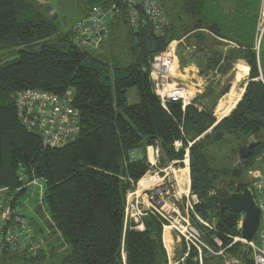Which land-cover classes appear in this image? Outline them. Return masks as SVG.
Masks as SVG:
<instances>
[{"label": "trees", "instance_id": "1", "mask_svg": "<svg viewBox=\"0 0 264 264\" xmlns=\"http://www.w3.org/2000/svg\"><path fill=\"white\" fill-rule=\"evenodd\" d=\"M79 1L85 13L95 6L118 8L115 18L121 17L130 36L129 65L110 67L93 56L97 50L90 52L78 47L71 31L59 34L54 21L35 11L26 0H0V51L14 53L21 46L40 44L38 51L18 50L12 61H0V189L14 192L20 188L19 168L29 178L33 175L43 181L42 201L51 223L49 227L66 247L62 264H166L161 225L155 218L143 219V231L130 228L124 231L125 198L132 183L135 185L149 169L146 147L158 145L161 156L169 162L181 160L183 149L188 148L190 190L200 201L195 212L215 224L217 235L227 245L223 235L239 234L237 224L241 216L228 209L217 210L215 189L221 180H226L233 191L234 181L241 179L258 156L264 158V138L259 137L264 131V79L254 81L258 77L256 54L248 42L255 16L251 24L235 26L239 38L231 41L241 48L229 51L225 58L227 64L245 61L251 80L235 109L215 124L212 109L198 111L194 106L196 99L183 112L178 103L169 104L165 111L149 77L153 57L162 53L171 41H189L193 28L185 24V29L178 33L175 23L169 22L161 37H155L149 26L133 32L127 27L122 0ZM178 1L181 13L192 27L201 17L205 20L199 29L220 38L228 37L234 29L213 21L214 11L218 9L215 4H220L217 0ZM229 1L243 2L227 0L224 4ZM243 4L250 6L254 13L258 0H245ZM193 42L188 44L189 49L208 50L206 67L219 63L208 59L215 55L214 41L211 49L202 42L194 39ZM27 89L57 97L68 89L74 91L72 107L80 114V133L75 141L63 148L43 149L39 137L22 127L12 95ZM211 89L213 93L208 97L214 100L229 90L226 86L220 95H215L216 90ZM129 90H135L136 103H127ZM210 128L202 139L188 146L191 133L194 140ZM248 140H255L256 145L250 157L238 165H221L215 151L209 149L228 144L231 150L232 144L234 155ZM176 141L182 143L178 152L173 148ZM131 152L138 156L135 162H130ZM24 195L25 189H22L15 194V200ZM35 229L36 234L43 232L41 226ZM239 250V246H234L230 252L237 257ZM15 258L35 263L43 260V255ZM242 264H251L248 252Z\"/></svg>", "mask_w": 264, "mask_h": 264}, {"label": "built area", "instance_id": "2", "mask_svg": "<svg viewBox=\"0 0 264 264\" xmlns=\"http://www.w3.org/2000/svg\"><path fill=\"white\" fill-rule=\"evenodd\" d=\"M127 27L138 32L149 26L155 37L163 36L169 22L159 0H122ZM119 10L114 5L109 9L99 6L74 22L72 35L78 47L87 51L97 50L107 39L109 22ZM264 31V0H261L257 19L256 35ZM179 43V42H178ZM177 42H170L164 51L149 63V77L153 91L160 106L167 111L171 103H178L183 112L199 93L198 85L189 82L182 84L174 77L178 64L174 55ZM187 70H182L185 75ZM74 91L68 89L60 97L52 93L27 89L12 95L17 118L22 127L39 137L43 149L63 148L76 140L80 133V114L72 107ZM190 146V144H188ZM173 148L178 152L182 143L176 141ZM149 169L144 176L129 190L125 198L124 231L126 228L143 231V219L151 216L161 225L162 244L166 254V264H203L206 258L226 259L233 246L248 252L251 264H264V172L252 173L250 185L260 211L257 232L252 241L241 239L239 235H223L228 244L224 245L217 235L214 223L202 219L195 207L200 204L198 197L190 190L189 152L183 149L181 160L171 161L166 166L160 165L161 151L158 145L145 148ZM137 154L131 152L130 162H135ZM264 169V158L257 157ZM19 189L11 192L8 188L0 189V259L8 256L28 259L42 252L40 234H36L30 218L20 208L36 189L42 194L41 179L29 178L22 168L17 171ZM145 178L148 182L140 184ZM43 182V181H42ZM25 189V199L15 200V194ZM44 195V191H43ZM43 195L38 205L43 201ZM241 219L237 224L239 233ZM134 223V227L130 226ZM165 233L169 236V246L164 243ZM38 236L40 238H38ZM181 246V249L177 248ZM122 258L124 254L122 252ZM232 262L240 264L237 257Z\"/></svg>", "mask_w": 264, "mask_h": 264}, {"label": "rangeland", "instance_id": "3", "mask_svg": "<svg viewBox=\"0 0 264 264\" xmlns=\"http://www.w3.org/2000/svg\"><path fill=\"white\" fill-rule=\"evenodd\" d=\"M26 1L32 5L35 11L42 14L43 17H45L48 20L54 21L58 29V33L61 35L66 34L67 32L70 31V28L72 27L74 22L78 20L79 18H81L82 11H83V8H82L83 3L79 0H26ZM217 1L220 4H224V2H227V0H217ZM160 2L164 9V12L166 14L168 21L171 24L175 23L174 26L178 33L183 31L187 25H189L190 28H193L191 24H188L189 19L183 16V14L181 13L180 11L181 4H179L178 0H173L171 4H169L167 0H160ZM260 2L261 0H258V5L256 7L257 9L252 15L253 18L255 16L254 18L255 25H254V29L249 30L248 42L252 44L253 51L256 54L258 77L255 78L254 81L263 82V79H264L263 78V75H264V31L261 37H259L260 35H256V19H257V13L259 9L258 7H259ZM243 3H245V0H243L242 4ZM229 4H235V3L233 1H229ZM178 17L180 18V21H178ZM193 21H195L194 18H193ZM229 26L235 29L234 25H229ZM206 31H200V32L203 33L205 36H209L211 33L209 31L208 32ZM228 36H230L232 40H236L239 38V37L233 38L235 35H231V34H229ZM121 37L122 39H120ZM191 37L192 35H190V38ZM190 38L188 39L189 41H187V39L186 40L181 39L180 41L174 40V41L177 42L176 48L180 51L183 50L184 53H186L185 62L182 61V63L184 64L185 70H187L186 73L188 77L191 79L187 80V82H184V80L187 77L185 76V79H183L182 71H180L179 69H177L178 76L175 78L178 79L180 83L182 84L187 85L189 84V82H192L198 85V88L200 89V91L196 95L195 97L196 101L194 103V106L198 111H202L204 109H206L207 111H210L212 109V111L217 112V108L219 107L220 103L225 101V97L228 94H230L231 90L234 87V84H235L234 77L236 74L235 66L237 65L238 62H241L247 67L248 65L243 60H236V61H232L231 64H227L225 62V58L228 52L231 50L239 51L241 47L238 45L237 42L231 41V39L223 40L220 38V36L217 35L214 38L215 40L214 46L216 50L215 55H213V57L212 56L208 57V59L211 61L214 59L213 61H216L217 63L218 62L219 63L215 65L214 67H212L214 64H211L210 67L209 66L206 67L205 58L209 56V53L207 52L208 50L203 49L202 47L200 49H189L190 47H188L189 46L188 44L191 43L193 40V39L191 40ZM129 43H130L129 37L125 32V28L123 27L121 31V35L116 40V45L112 46L111 42H109L103 51L101 52L98 51L97 53L93 54V56L98 57L102 61L108 63L110 67L129 65L131 61V58L128 52ZM148 47L149 49H151V45H148ZM39 48H40V44L21 46L18 49H15L14 53L15 51H18V50L35 52V51H38ZM98 49H102V47L101 48L99 47ZM14 53L8 52V51H0V61L1 62L12 61L17 56ZM191 57L194 58L195 61H198L201 67H197L193 63V59ZM206 65H208L207 59H206ZM175 71L176 70H174V72ZM250 80H251L250 79V68L248 67V74L245 80L241 82L240 84L236 85L239 89L243 88L244 86L243 94L245 92L246 85L248 84ZM221 85H223L224 88L227 86L229 90L224 95L216 98V100L209 98L208 94L213 93V90L211 89V87L214 90H217V88H219V86ZM240 100L238 101V103L240 102ZM136 102H137V97L135 96V90H129L127 94V103L133 104ZM237 104L235 105V107L237 106ZM216 112L215 113L212 112V115L213 114L215 115V116L213 115L214 118L216 117ZM222 119L215 120V124H217ZM210 130L211 128L194 140H192L193 137L191 133L190 138L187 139L188 141L187 143L192 145V143L196 142L197 140L202 139L206 134L210 132ZM259 137L264 138V131H262L259 134ZM209 149L215 151V154L217 155L216 157L221 162V165L229 166L230 164H233L232 152L235 149L234 145L231 144V150L228 144H223L222 146H219V145L210 146ZM256 159L253 161L254 163L249 167V169L242 174L241 179H239L238 181H234V185H237L238 183H241V184L250 183L253 172L255 171L264 172V169L262 168V163L258 162ZM162 161L164 162V164H162ZM168 163L169 161L164 160V158L161 156L160 165L166 166ZM40 183L42 186V190L44 191L45 189L44 183L42 181ZM33 191L34 192L29 193L31 196L27 199L26 203L21 206L20 211L25 216L30 218L33 226L38 227V228L41 226L43 228V232H41V234L39 235L42 241V252L41 253L43 255V260H39L38 262L32 263V262H25L22 259H16L13 256H8V257H3L2 259H0V264H62V258H63V255L65 254L66 247L64 246V242L61 240V238H59L57 233L56 232L53 233L54 230L52 229L53 230L52 231L51 228L49 227L51 223L49 221L45 205L43 204V202L38 205V200L42 197L43 191L41 195L37 193L36 189H34ZM24 199H25V195L22 199H19V200L17 199V200L22 201ZM35 211L37 212V214ZM39 236L38 238H40ZM233 248L234 246L231 248V250ZM231 257H234V255L231 252H228L226 259L206 258L203 261V264H235L234 262H232Z\"/></svg>", "mask_w": 264, "mask_h": 264}, {"label": "water", "instance_id": "4", "mask_svg": "<svg viewBox=\"0 0 264 264\" xmlns=\"http://www.w3.org/2000/svg\"><path fill=\"white\" fill-rule=\"evenodd\" d=\"M197 22V21H196ZM200 25L197 23L193 24L192 38L196 42H206V37L199 31ZM178 68L180 71L184 69L182 63V55L179 50L174 53ZM224 90V87L217 93L220 95ZM255 140H248L246 143L241 145L233 155L234 164L238 165L242 161L248 159L251 155L252 149L255 147ZM214 204L217 210L228 209L233 212H237L241 216V225L239 230V237L246 241H252L259 225L260 211L254 198L253 190L250 183L238 184L235 186L233 191L229 189V183L226 180H221L216 189ZM130 226L134 227V223L130 222ZM178 249H181L180 245H177ZM246 250L240 249L237 254V259L242 264L246 258Z\"/></svg>", "mask_w": 264, "mask_h": 264}, {"label": "crops", "instance_id": "5", "mask_svg": "<svg viewBox=\"0 0 264 264\" xmlns=\"http://www.w3.org/2000/svg\"><path fill=\"white\" fill-rule=\"evenodd\" d=\"M160 1V0H159ZM169 4H171L173 2V0H167ZM161 3V2H160ZM215 5H218V9L216 11H214V15H213V21L217 24H222L224 26H229V25H242V24H246L247 22H249L251 24V21H252V15H253V11L252 9L250 8V6L248 7L247 5L245 4H215ZM85 15V12L82 11V15L81 17H83ZM118 15V14H117ZM116 15V16H117ZM247 18H249L247 20ZM121 17H114L113 19L110 20L111 25L109 26V34H108V37L106 39V41L104 42V44L101 46L102 49H98L96 52L98 51H103L105 49V47L108 45L109 42H111L112 46L116 45V40L118 39V37L121 35V31L123 29V27L125 28V32L126 34L128 35L127 33V29L124 25H122V21H121ZM202 20H205L204 18H201V17H198L197 18V24H204V22ZM194 22V21H192ZM225 27H223L224 29ZM72 27L70 28V31H71ZM199 31H206V30H203V29H199ZM208 32V31H206ZM211 33V32H210ZM229 34L231 35H235L233 38H238V31H237V28L233 29L232 31L229 32ZM228 34V35H229ZM119 35V36H117ZM227 35V34H226ZM215 34L211 33L209 36H205L206 37V42L203 43L207 48L211 49L212 45H211V42L212 41H215L214 38H215ZM129 37V40H130V36L128 35ZM115 39V40H114ZM122 39V37L120 38ZM221 39L223 40H228V39H231L232 38L230 36L228 37H221ZM189 44H193V40L191 43ZM211 45V46H210ZM100 47V48H101ZM211 47V48H210ZM189 50V49H188ZM187 51V50H186ZM181 54H182V57L183 59H185V54L184 51H180ZM189 66V65H188ZM187 66V67H188ZM185 76L188 78L185 79ZM182 78L185 79L184 82H187V80L191 79L188 77L187 73L185 75H182ZM179 81V80H178ZM223 88V85L219 86V88H217L216 90V93L215 95H217V93ZM238 103V102H237ZM236 103V104H237ZM220 106V105H219ZM235 107V106H234ZM219 108V107H218ZM217 108V109H218ZM234 109V108H233ZM232 109V110H233ZM231 110V111H232ZM212 112H216V111H212ZM231 113V112H230ZM229 113V114H230ZM228 114V115H229ZM214 115V114H213ZM227 115V116H228ZM215 116V115H214ZM226 116V117H227ZM217 117V116H216ZM215 117V119L217 120V118ZM219 120V119H218ZM169 239V238H168ZM165 243V242H164ZM169 243H170V240L169 242L167 243L166 246H169Z\"/></svg>", "mask_w": 264, "mask_h": 264}, {"label": "bare ground", "instance_id": "6", "mask_svg": "<svg viewBox=\"0 0 264 264\" xmlns=\"http://www.w3.org/2000/svg\"><path fill=\"white\" fill-rule=\"evenodd\" d=\"M236 65V64H235ZM235 70H236V74L234 77V87L231 90L230 94H228L225 97V101L220 103L219 108L217 109L216 112V116L217 119H222L224 117H226L231 110L234 108V106L236 105V103L241 99V96L243 94L244 91V86L243 88L239 89L236 85L240 84L241 82H243L248 74V67L244 64H242L241 62H238L237 65L235 66ZM178 73L177 71L174 72V77H177ZM149 178H145L141 181L140 184H146L148 182ZM169 236L167 233H165L164 235V242L167 245V243L169 242ZM168 247V246H166Z\"/></svg>", "mask_w": 264, "mask_h": 264}, {"label": "flooded vegetation", "instance_id": "7", "mask_svg": "<svg viewBox=\"0 0 264 264\" xmlns=\"http://www.w3.org/2000/svg\"><path fill=\"white\" fill-rule=\"evenodd\" d=\"M225 88H226V87H225ZM225 88H224V89H225ZM233 163H234V162H233Z\"/></svg>", "mask_w": 264, "mask_h": 264}]
</instances>
